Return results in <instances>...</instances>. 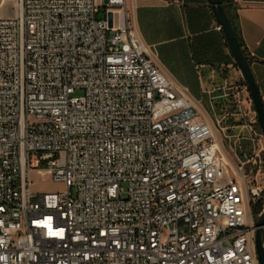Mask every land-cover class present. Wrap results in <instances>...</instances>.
Masks as SVG:
<instances>
[{"label":"built area","instance_id":"1","mask_svg":"<svg viewBox=\"0 0 264 264\" xmlns=\"http://www.w3.org/2000/svg\"><path fill=\"white\" fill-rule=\"evenodd\" d=\"M12 9L0 14V264H259L264 134L247 83L208 91L233 109L213 119L155 62L130 0ZM34 173L63 190L34 189Z\"/></svg>","mask_w":264,"mask_h":264},{"label":"crops","instance_id":"2","mask_svg":"<svg viewBox=\"0 0 264 264\" xmlns=\"http://www.w3.org/2000/svg\"><path fill=\"white\" fill-rule=\"evenodd\" d=\"M130 2L134 6V17L142 40L155 62L175 83H177L176 78L171 74L172 72L149 45L161 46L165 53L187 59L188 65L191 64L194 70H197V76L206 94L212 88L245 82L223 33L217 29L218 24L207 0L192 2L130 0ZM235 3L236 26L243 37L246 52L251 58V67L264 102V0H235ZM15 5L16 0H2L0 14L13 16L12 8ZM153 17H157L161 23L158 28L162 37H157L159 39L156 38L150 43L145 29L147 20ZM187 95L189 96L188 92ZM195 104L204 109V102Z\"/></svg>","mask_w":264,"mask_h":264},{"label":"rangeland","instance_id":"3","mask_svg":"<svg viewBox=\"0 0 264 264\" xmlns=\"http://www.w3.org/2000/svg\"><path fill=\"white\" fill-rule=\"evenodd\" d=\"M104 7H100L99 16H103ZM150 25H149V24ZM152 25V27H151ZM161 23L157 17H153L152 19L149 18L146 23V30L147 36L149 37L148 41L154 42L152 40L156 39L160 36L159 28ZM159 39V38H157ZM150 48L154 50V52L158 53L161 62L172 72L168 71L174 75L176 78V82L178 88L180 90H186L194 103H201L204 102V109H201L203 113L211 114L214 117H222L226 113H232L233 109L228 104L229 97H219L220 95L224 94V91L221 89H216L211 94H206L203 91L201 81L198 78L197 70H194V66L191 64L188 65L187 59H180L175 57L173 54H167L162 49L161 46L156 45H149ZM165 69V67H164ZM203 71V70H202ZM204 74V73H203ZM205 78V75L203 79ZM212 96V98H211ZM223 123L225 125H234L238 123L237 116L228 115L226 119H224ZM223 149L224 152H228L229 147L228 144L223 142ZM34 184L33 187L39 191H62L63 185L54 183L53 181H49L47 179H42L38 174H33Z\"/></svg>","mask_w":264,"mask_h":264},{"label":"water","instance_id":"4","mask_svg":"<svg viewBox=\"0 0 264 264\" xmlns=\"http://www.w3.org/2000/svg\"><path fill=\"white\" fill-rule=\"evenodd\" d=\"M211 6L216 23L220 26L230 53L235 61L236 66L243 74L244 80L253 101L254 109L258 116L259 126L264 134V102L260 92L259 85L256 81L255 74L251 67V58L243 52L238 36L228 17L221 0H207ZM110 25L112 23V14H109ZM255 250L259 264H264V210L255 220Z\"/></svg>","mask_w":264,"mask_h":264},{"label":"trees","instance_id":"5","mask_svg":"<svg viewBox=\"0 0 264 264\" xmlns=\"http://www.w3.org/2000/svg\"><path fill=\"white\" fill-rule=\"evenodd\" d=\"M185 1H186V2H192V1H194V0H185ZM221 1H222V5H223V7H224V9H225V11H226L228 17L230 18V20H231V22H232V25H233V27H234V29H235V32H236L237 36H238V39H239V42H240L241 47H242V49H243V52H244L246 55H248L247 52H246L245 46H244V40H243V37H242L240 31L238 30V28H237V26H236V22H235V19L237 18V14H236V11H235V9H236V3H235V0H221ZM221 32H222V31H221ZM222 33H223V32H222ZM260 208H261V206H260V204H258V205L256 206V210H255V208H254V213H255V214H258V211L260 210Z\"/></svg>","mask_w":264,"mask_h":264}]
</instances>
